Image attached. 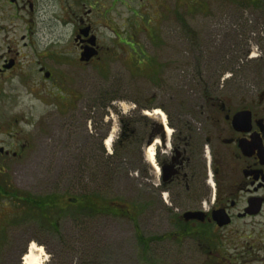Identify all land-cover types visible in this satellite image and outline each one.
<instances>
[{
	"label": "flooded vegetation",
	"instance_id": "flooded-vegetation-1",
	"mask_svg": "<svg viewBox=\"0 0 264 264\" xmlns=\"http://www.w3.org/2000/svg\"><path fill=\"white\" fill-rule=\"evenodd\" d=\"M89 1V10L83 11L73 25L74 47L82 67L101 60L104 49L100 32L135 30L130 23L119 26L108 12L100 13L101 0ZM251 1L252 5L259 1L263 5L246 12L252 18L253 52L247 54L254 66L251 79L241 73H225L227 65L222 56L204 62V67L217 64L222 71L211 75V69H204L202 75L194 70L182 81L160 63L159 80L152 83L159 94L130 100L128 103L133 105L127 110L123 104L117 107L118 96H99L94 92L97 104L63 108L60 113L67 116L54 132L57 136H47L48 129H52L50 116L47 117L41 141L60 139L65 156L64 176L73 183L74 190L64 185L66 207L59 209L66 212L75 208L78 239L94 241L96 250H103L109 246L106 242L115 237V224L129 221L137 232V248L149 258L162 256L164 251L171 256L174 253L170 248L176 252L178 247L184 256H212L217 246L222 254L237 252V246L231 248L230 244L245 236L264 242V1ZM10 2L18 12H35L32 1L27 2L28 9L24 0ZM209 12L206 17L211 28L232 16L227 12ZM93 38L98 55L90 62H82L81 56ZM207 38L208 47L217 42L210 35ZM141 52L146 60L136 64L144 70L148 60L147 54ZM42 59L31 63L32 75L41 76L44 83H50L62 95V85L54 83V72ZM2 63L0 88L19 69L17 59L7 58ZM180 83L188 90L186 93L180 91ZM187 94L199 97L200 102L193 101L189 106L181 99ZM14 103L16 100L9 104L11 108ZM19 124L17 117L4 115L0 108V247L9 227H13L9 224L19 221L21 199L18 191L11 189L15 171L10 167L30 150L31 138L42 133L39 124L23 138ZM108 140L112 141L111 147L106 145ZM50 148L47 145L48 152ZM134 174L139 180L130 178ZM132 185L137 186L133 191ZM127 191L136 194L139 201L131 202ZM29 197L25 199L29 210L37 211L44 225L56 228L57 221L53 223L49 215L50 210L59 206L57 202L55 206L51 204L54 198L48 196L43 202H36ZM219 217H223L222 222ZM141 220L147 223L143 233ZM224 221L229 224L220 226ZM223 231L230 232L221 243H213L214 237ZM245 250L242 255L250 256L249 251L253 252L251 245Z\"/></svg>",
	"mask_w": 264,
	"mask_h": 264
},
{
	"label": "rangeland",
	"instance_id": "rangeland-1",
	"mask_svg": "<svg viewBox=\"0 0 264 264\" xmlns=\"http://www.w3.org/2000/svg\"><path fill=\"white\" fill-rule=\"evenodd\" d=\"M10 1L0 0V67L3 60L12 58L19 62V69L13 72V76L10 74L3 82V88H0L3 91L0 108L4 115L19 119L23 138L39 124L42 133L31 138L30 150L10 167L15 171L11 178V189L17 190L21 199L19 221L15 225L9 224L13 227H9V234L0 247V264H22L33 243L44 249L48 264H264V242L256 240L255 236H245L231 242V248L237 246V252L230 250L227 254H222L217 246L213 248L212 256H184L178 247L176 252L175 248H170L174 253L171 256L164 251L163 257H145L137 248L135 227L129 221L118 220L115 237L106 242L109 246L97 251L94 241L78 239L75 208L66 212L59 209L66 207L64 185L74 190L73 183L64 176L65 156L60 139L41 141L45 136L47 117L50 116L52 125L47 136H57L56 129L67 116L60 113L63 108L97 104L94 92L99 96L105 93L110 97L118 96L117 107L123 104L126 110L133 105L128 103L130 100L159 94L158 87L152 83L159 80L157 66L160 63L171 70L169 74L179 75L182 81L194 70H199L197 73L202 75L204 69H211V75L222 71L217 64L204 67V62L209 58L213 60L222 56L227 65L225 73H241L251 79L254 72L249 57L253 52L250 39L252 18L246 12L257 8L252 1L101 0L98 3L100 13L108 12L119 26L124 22L126 25L130 23L135 30L118 34L100 32L98 36L104 49L101 60L83 67L74 47L73 25L83 11L89 10L91 1L24 0L27 9L28 1L34 4L35 12L32 14L29 10L18 12ZM209 10L222 15L227 12L232 16L211 28L206 17ZM175 12L178 13L177 24L174 22ZM209 35L217 41L210 47L207 45ZM140 49L147 54L148 66L144 70L136 64L146 60ZM39 58H43L46 66L54 72V83L57 81L62 85V95L53 85L44 83L41 76L32 75L31 63ZM216 68L218 70L214 71ZM238 77L241 79V75ZM183 84L180 83L179 89L186 93L188 90ZM181 99L186 100L189 106L193 101L200 102L199 97L188 94ZM15 100L16 105L14 103L11 108L9 104ZM47 145H51L49 152ZM130 178L139 180L135 174ZM134 185L132 191L137 188ZM126 194L131 202L139 201L136 194L128 191ZM27 196L36 201H43L48 196L54 198L59 206L50 210L49 215L53 223L57 221L56 228L44 225L37 211L29 210L25 201ZM7 203L10 201H4V204ZM146 224L140 221V233H143ZM245 228L251 230V226ZM228 232H220L213 243H221ZM164 245L170 246L161 244ZM248 245H251L253 252L249 251L250 256L242 255Z\"/></svg>",
	"mask_w": 264,
	"mask_h": 264
},
{
	"label": "bare ground",
	"instance_id": "bare-ground-1",
	"mask_svg": "<svg viewBox=\"0 0 264 264\" xmlns=\"http://www.w3.org/2000/svg\"><path fill=\"white\" fill-rule=\"evenodd\" d=\"M155 115H160L159 113ZM112 141L108 140L106 145L111 147ZM151 160H153V151L150 154ZM45 251L42 247H38L36 244H31L28 253L23 257L22 264H48Z\"/></svg>",
	"mask_w": 264,
	"mask_h": 264
},
{
	"label": "water",
	"instance_id": "water-1",
	"mask_svg": "<svg viewBox=\"0 0 264 264\" xmlns=\"http://www.w3.org/2000/svg\"><path fill=\"white\" fill-rule=\"evenodd\" d=\"M98 55V52L96 50V39L93 38L91 41H89V47L85 50V52L81 56L82 62H90L92 58L96 57ZM49 75H47V78ZM223 217H219V222H222ZM229 224V221H224L220 224V226H226Z\"/></svg>",
	"mask_w": 264,
	"mask_h": 264
},
{
	"label": "trees",
	"instance_id": "trees-1",
	"mask_svg": "<svg viewBox=\"0 0 264 264\" xmlns=\"http://www.w3.org/2000/svg\"><path fill=\"white\" fill-rule=\"evenodd\" d=\"M255 7H262L263 8V5H262V3H261V1H259V2H257L256 4H255ZM36 201V200H35ZM36 202H38V201H36ZM43 202V201H42ZM36 205H38V203H35ZM51 204L53 205V206H55V204H56V202H55V200L54 199H51Z\"/></svg>",
	"mask_w": 264,
	"mask_h": 264
}]
</instances>
